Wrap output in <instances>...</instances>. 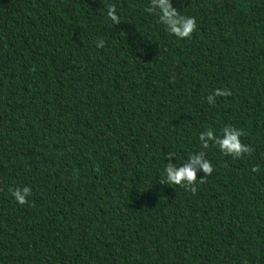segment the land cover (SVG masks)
Returning a JSON list of instances; mask_svg holds the SVG:
<instances>
[{
  "label": "trees",
  "instance_id": "16d2710c",
  "mask_svg": "<svg viewBox=\"0 0 264 264\" xmlns=\"http://www.w3.org/2000/svg\"><path fill=\"white\" fill-rule=\"evenodd\" d=\"M171 3L190 39L150 0H0V264H264V0ZM225 126L254 151L201 148ZM199 151L195 194L158 183Z\"/></svg>",
  "mask_w": 264,
  "mask_h": 264
},
{
  "label": "clouds",
  "instance_id": "9594fccd",
  "mask_svg": "<svg viewBox=\"0 0 264 264\" xmlns=\"http://www.w3.org/2000/svg\"><path fill=\"white\" fill-rule=\"evenodd\" d=\"M107 9V17L113 24L121 23L120 17L117 15L115 4H104ZM149 14H154L158 17L159 23L165 29L178 39H190L193 32L196 30V20L193 17L182 15L179 10L173 7L171 0H150V6L146 9ZM105 42L101 39L97 42L98 48H103ZM231 91L215 90L214 94L206 97L207 102L213 106L216 103L218 96H230ZM245 135L242 129L225 126L221 129V135L217 136L213 130L209 128L199 135L200 146L202 149H208L210 146L216 147L225 156H230L233 159L242 158L245 155H250L254 149L241 142L240 137ZM174 153H169L167 158L171 161ZM182 165V166H181ZM202 171L204 176L197 177V172ZM214 171V168L209 160L206 159L205 151H199L189 155L188 159L182 164L167 163L159 178L158 183L166 186H180L186 190H190L193 194L197 189L194 186L199 180L200 184L206 182L207 177ZM254 172H259V167L253 168ZM11 195L20 205L29 203L28 197L31 195V189L28 186L23 188L9 189Z\"/></svg>",
  "mask_w": 264,
  "mask_h": 264
}]
</instances>
